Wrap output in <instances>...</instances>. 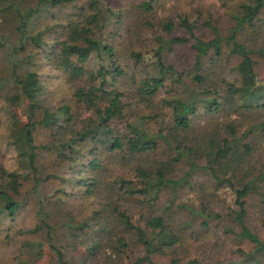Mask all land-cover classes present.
<instances>
[{
    "label": "trees",
    "instance_id": "trees-1",
    "mask_svg": "<svg viewBox=\"0 0 264 264\" xmlns=\"http://www.w3.org/2000/svg\"><path fill=\"white\" fill-rule=\"evenodd\" d=\"M1 1L0 108L26 114L0 132L1 241L21 253L43 234L57 264H264V0H214L224 34L158 12L167 0ZM40 60L68 90L55 104ZM49 179L52 201L36 195L17 229L26 182Z\"/></svg>",
    "mask_w": 264,
    "mask_h": 264
},
{
    "label": "rangeland",
    "instance_id": "rangeland-1",
    "mask_svg": "<svg viewBox=\"0 0 264 264\" xmlns=\"http://www.w3.org/2000/svg\"><path fill=\"white\" fill-rule=\"evenodd\" d=\"M138 0H105V2L111 4L113 7L116 8H125L130 7V5ZM230 1V0H228ZM233 2H237L239 0H232ZM8 4L7 0H2L1 5ZM165 8L164 12L163 9ZM72 9V6L67 5L65 7H62L60 9H53V12L55 15L61 16L67 15L70 10ZM158 12L166 13V12H185L188 16H197L199 19H207L209 18L211 21H215L217 24L220 32L222 34L227 33L226 30L230 26L231 21L229 19V15L227 14V9L224 7H221L218 3H216L214 0H203V1H197V0H167L164 2L163 8H157ZM162 10V11H161ZM38 13V12H37ZM42 12H39L36 14L37 16L42 14ZM38 20V23L40 26L46 23H50L51 20L47 17H38L36 18ZM215 24L214 22H212ZM177 30L174 34L179 33ZM8 32V31H7ZM203 39L210 38L211 33L206 30H202L201 33L198 34ZM36 52V57H41V52L39 49H34ZM177 56H183L184 53H186V49L178 51ZM175 54L168 55V58L175 59ZM42 64H40L39 72H42L41 81L43 84V104H55L61 100H63L65 97L68 96V90L64 84V81L62 80V77L58 73V71L53 70L50 67L44 68V61L40 60ZM3 63V57L0 54V65ZM44 76V77H43ZM6 112V113H5ZM26 120V114L25 111L22 113L19 112V110H11L5 107L4 109L0 108V132H2V129H5V127H14L21 124ZM45 133L41 132L37 136V139L35 140L36 143H40L41 141L45 140ZM39 138V139H38ZM1 141V140H0ZM11 161V152L8 149V146L2 145L0 142V163L3 164L5 167L8 168V164ZM44 165L47 167L46 172H52L53 166H50L49 158L43 159ZM123 182H126L125 180ZM60 185L58 180L49 179L47 182H41L37 186V191L34 192L32 188V184L26 182L25 186L23 187L22 191L18 195V200L23 203V208L26 212H22L24 216H22V222L18 223L16 226L17 229L30 230L32 227V216L34 215V200L36 199V195H41L48 197V200L52 201L54 190L55 188H58ZM66 223V221L64 220ZM64 228H60V231H62ZM62 233V232H61ZM2 234H0V264H16L19 260L21 261H27L31 264H57L55 259L54 252L47 246V244L44 241L43 234H31V233H25L24 236H21L22 241L23 240H29L31 242L39 241L42 243L41 247L35 246H28L25 249V252L23 249L21 250V253L19 251L20 245L10 248L8 247V244H4L3 241H1ZM62 243L64 240H61ZM72 247V246H71ZM71 254L74 255V252L71 251ZM229 264H237V261H233Z\"/></svg>",
    "mask_w": 264,
    "mask_h": 264
}]
</instances>
